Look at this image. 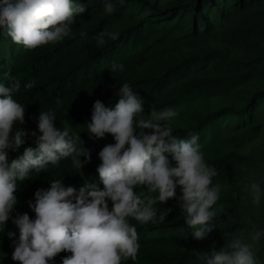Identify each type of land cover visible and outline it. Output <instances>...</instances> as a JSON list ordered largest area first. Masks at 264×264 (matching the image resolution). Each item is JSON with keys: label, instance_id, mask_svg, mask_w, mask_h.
I'll return each mask as SVG.
<instances>
[{"label": "clouds", "instance_id": "9594fccd", "mask_svg": "<svg viewBox=\"0 0 264 264\" xmlns=\"http://www.w3.org/2000/svg\"><path fill=\"white\" fill-rule=\"evenodd\" d=\"M102 3L106 13L115 11L114 0ZM85 11L78 0H0V35L28 50L56 44L72 35V25ZM111 38L115 40L117 34L112 33ZM108 69L112 74L123 73L125 66L113 61ZM2 76L8 83L0 81V230L9 220L19 229L18 240L12 241L14 261L52 264L61 252L70 253L61 264L135 261L141 248L137 225L156 223L157 203L172 198L194 239L204 240L216 228L214 205L220 199L221 185L213 183L218 173L205 162L199 135H174L172 124L179 110L152 106L146 112L138 92L127 82L120 84L114 106H105L100 100L93 103L91 120L85 125L90 137L102 138L107 133L115 141L98 153L101 163L96 171L103 188L86 183L77 190L65 186L62 178L54 179L50 187L35 192L34 203L29 201L34 217L13 215L20 184L33 173L48 171L49 166L59 168L66 160L78 172L91 161V152L81 145L68 120L57 127L53 108L40 111L39 135L16 127L25 123L26 107L14 98L21 82L9 73ZM33 86L34 82L24 84L26 89ZM56 105L62 106L63 100L57 98ZM29 135L35 137L33 145L9 159V152H17ZM246 189L259 205L264 198L261 183L253 181ZM166 215L160 214L159 221ZM8 235L12 238L15 233ZM262 241L264 228L257 227L247 240L236 235L219 250L213 244L210 251L196 252V257L200 264H260L256 253Z\"/></svg>", "mask_w": 264, "mask_h": 264}, {"label": "trees", "instance_id": "16d2710c", "mask_svg": "<svg viewBox=\"0 0 264 264\" xmlns=\"http://www.w3.org/2000/svg\"><path fill=\"white\" fill-rule=\"evenodd\" d=\"M78 1L88 4L90 0ZM127 1L139 3L149 9L134 24L132 21L127 23L130 17L137 15L134 10L116 4L115 11L108 14L104 11L102 1L97 0L101 8L93 6L77 16L72 25V35L59 43L28 50L23 45L13 43L10 37L0 35V81L8 83L2 76L4 73H9L15 80H19L21 89L14 94V98L26 107L25 123L16 127L28 132L37 131L39 135L37 125L40 111L53 108L56 112L57 127H63V121L68 120L74 131L79 134L81 145L91 152V161L78 172L71 167V161L66 160L61 161L59 168L49 166L48 171L36 175L33 173L31 179L20 184L13 215L28 213L30 218L34 217L35 213L29 207V201L34 203L35 192L50 187V182L54 179L62 178L65 186H72L77 190L86 183L97 184L103 188L96 171L101 163L98 153L104 146L114 144L115 141L111 134L107 133L102 138L90 137L85 125L91 120L92 106L96 100H100L105 106H114L120 84L129 83L143 100L146 112H149L152 106L157 109L165 106L175 107L194 92L203 97L226 94L230 91V82L234 78L248 76L250 70L258 73L257 69L262 68V65H257L258 68L254 69L255 64L252 61H241L239 63L243 66L238 74L206 71L198 68L204 64L205 59H194V54L181 59H160L147 63L146 56L150 54L151 49L156 51L158 48L153 43L147 44L145 40L147 34L154 32L153 29H161L164 32L161 43L164 45L173 43L182 47L192 46L208 38H215L231 46H242L241 42L250 38L245 33L247 28L254 33L253 40L259 45L260 41L264 40V10L256 11L250 5L241 3V0H236L237 6L243 7H235L233 15L227 20L223 18L221 26L209 34H201L196 22L199 23L204 18L206 3L212 5V13H215L221 9L219 0H171L165 5L151 0ZM198 17L200 19H197ZM118 21H122L121 26L117 23V27H122L119 31L115 28ZM191 29L194 30L193 33L190 32ZM81 33L85 35L81 36ZM112 33L117 34L115 40L111 38ZM101 34H104L103 43L99 42ZM130 37L143 42L140 48L131 53L125 45V40ZM113 61L123 63L125 71L112 74L108 67ZM215 65L221 69L227 66L225 63L223 67L221 64ZM28 82H34L31 89L24 87ZM57 98L63 100L62 106L57 107ZM249 103L250 100L238 107L232 104L230 99V104L218 111L207 108L204 114L197 112L198 115L186 126L173 123L174 135L188 138L193 133L202 137L206 133L207 138H210L211 132L218 130L217 123L213 122L217 114L230 110L233 113L243 112ZM34 140L35 137L29 135L26 144L17 152H9V159L21 154L23 147L32 146ZM81 159L83 161L85 158ZM205 162L215 167L218 173L213 177V183H221L236 173L232 168L229 153L223 154L217 150L210 158L205 159ZM156 207L159 209L157 222L136 227L141 245L136 260L122 261V264H200L192 246H199L201 243L192 237V229L186 225L184 213L175 198L169 199L165 204L157 203ZM165 212V219L159 221V215ZM131 222L136 223L135 220ZM10 232L15 233V236L9 238ZM18 237V227L11 220L7 221L4 229L0 230V264H20L12 259V241L18 240ZM69 254H57L52 264H61L62 258Z\"/></svg>", "mask_w": 264, "mask_h": 264}, {"label": "rangeland", "instance_id": "374dc122", "mask_svg": "<svg viewBox=\"0 0 264 264\" xmlns=\"http://www.w3.org/2000/svg\"><path fill=\"white\" fill-rule=\"evenodd\" d=\"M96 1L90 0L88 4H84L86 10L93 6L100 9V4ZM151 1L165 5L171 0ZM193 1L196 2V0ZM78 2L80 3V1ZM114 2L137 13V15L130 17V21L127 23H131V21L132 24L136 23L141 19L140 16L149 10L139 3L133 4L127 0H114ZM241 3L250 5L256 11L264 10V0H241ZM206 4L204 18L201 22H196L199 33L209 34L213 29L223 24V18L227 20L233 15L235 7H243V5L237 6L236 0H219L221 9L212 13V5L209 2ZM121 22L118 21L115 24L118 31L122 27H117V23L121 26ZM189 23L193 24V22ZM153 30V33L147 34L148 37L145 42L147 44L153 43L158 50L152 51L154 48L151 49L150 54L146 56L148 58L147 63L160 59L167 61L181 59L194 54V59H205L204 64L198 68L206 71L238 74L243 66L239 63L241 61H252L255 64L254 69L258 68L257 65H262V68L257 69L258 73L255 70H250L248 76L241 75L234 78L230 82L231 89L226 94L219 93L203 97L194 92L188 99L174 107L179 110V115L173 123L186 126L198 115L197 112L204 114L207 108L218 111L229 105L230 99L232 104L238 107L247 104L250 100L248 108L243 112L233 113L230 110L217 114L213 122L217 123L218 130L217 132L213 130L210 138H207L206 133L203 137L199 135V143L205 159L210 158V155L217 150L222 151L223 154L229 153L232 159V168L236 173H233L231 178L224 179L219 183L221 185L220 199L214 205L217 216L213 223L216 228L204 240H197L201 244L199 246L194 245L192 248L196 252H206L210 251L214 244L219 250L231 237L236 235L247 240L253 229L264 228V198L261 199L259 205H256L253 203L251 193L246 189V186L253 181H258L264 185V40L256 45L253 40L254 33L245 28V33L250 38L242 41V46H231L215 38H208L204 42L192 46L183 45L184 47H182L173 43L162 44L163 30ZM190 32L193 33L194 30L191 29ZM142 43L132 37L125 40V45L129 48L130 53L140 48ZM216 50L218 51L214 53ZM224 63L227 66L223 69L215 65L221 64L223 67ZM180 194V190L177 188L176 195L179 196ZM256 255L260 264H264V241L259 245V251Z\"/></svg>", "mask_w": 264, "mask_h": 264}]
</instances>
